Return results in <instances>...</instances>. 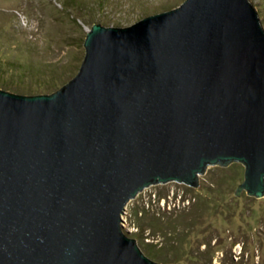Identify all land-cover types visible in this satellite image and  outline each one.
Masks as SVG:
<instances>
[{
  "label": "water",
  "instance_id": "obj_1",
  "mask_svg": "<svg viewBox=\"0 0 264 264\" xmlns=\"http://www.w3.org/2000/svg\"><path fill=\"white\" fill-rule=\"evenodd\" d=\"M84 48L57 91L0 81V264H163L126 207L208 167L264 197V4L185 0Z\"/></svg>",
  "mask_w": 264,
  "mask_h": 264
},
{
  "label": "rangeland",
  "instance_id": "obj_2",
  "mask_svg": "<svg viewBox=\"0 0 264 264\" xmlns=\"http://www.w3.org/2000/svg\"><path fill=\"white\" fill-rule=\"evenodd\" d=\"M184 1L0 0V81L37 93L57 91L78 74L93 25H133ZM244 170L239 163L208 167L198 188L175 182L151 186L128 204L125 223L145 249L169 264L159 250L164 236L151 223L195 203L193 215L200 216L191 250L207 240L220 247L212 264H264V197L237 195ZM199 247L205 251V245ZM181 261L191 264L186 257Z\"/></svg>",
  "mask_w": 264,
  "mask_h": 264
},
{
  "label": "trees",
  "instance_id": "obj_3",
  "mask_svg": "<svg viewBox=\"0 0 264 264\" xmlns=\"http://www.w3.org/2000/svg\"><path fill=\"white\" fill-rule=\"evenodd\" d=\"M194 205L195 203L191 205L190 210H172L168 214L162 213L152 221L151 228H155L164 236L159 247L166 258L164 262L182 264L181 260L186 257L191 261V264H212L215 252L220 250V247L212 248L207 240L198 243L200 246L205 245V251H200L199 245L197 251L191 250L190 235L192 230L198 226L200 216L198 214L193 215L192 208ZM152 257L154 256L152 255Z\"/></svg>",
  "mask_w": 264,
  "mask_h": 264
}]
</instances>
